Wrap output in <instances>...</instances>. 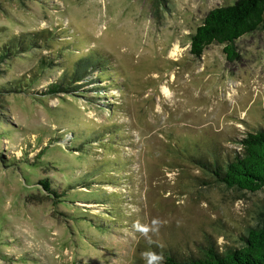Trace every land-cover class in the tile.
<instances>
[{
  "label": "rangeland",
  "instance_id": "obj_1",
  "mask_svg": "<svg viewBox=\"0 0 264 264\" xmlns=\"http://www.w3.org/2000/svg\"><path fill=\"white\" fill-rule=\"evenodd\" d=\"M234 1L0 0V47L44 40L0 64V264H164L264 226V189L203 184L188 160L264 131V31L234 60L189 52Z\"/></svg>",
  "mask_w": 264,
  "mask_h": 264
},
{
  "label": "trees",
  "instance_id": "obj_2",
  "mask_svg": "<svg viewBox=\"0 0 264 264\" xmlns=\"http://www.w3.org/2000/svg\"><path fill=\"white\" fill-rule=\"evenodd\" d=\"M149 1L152 15L158 17L167 0ZM256 31H264V0H235L233 4L218 6L206 13L202 23L190 35L189 52L200 57L207 46L218 44L223 46L226 59L234 60L237 57L235 41ZM25 36L26 39L12 37L0 47V64L9 56L25 53L37 41H44L38 38L39 33ZM98 60L90 57V64H96ZM46 64L49 62L42 59L41 67ZM84 77L75 73L72 79L82 81ZM64 89L61 82H54L44 94L52 96ZM235 142L238 150H232L231 155L219 151L203 152L197 156L190 155L188 160L210 176L209 180L202 181L203 184L215 182L249 192L264 189V131L248 132ZM239 242L237 247L220 249L213 241H208L199 246L197 255L187 256L170 248L156 252L164 264H264V226L249 227L245 234L239 236Z\"/></svg>",
  "mask_w": 264,
  "mask_h": 264
}]
</instances>
